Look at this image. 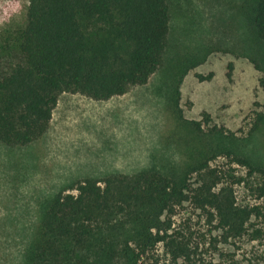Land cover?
<instances>
[{"label":"rangeland","instance_id":"obj_1","mask_svg":"<svg viewBox=\"0 0 264 264\" xmlns=\"http://www.w3.org/2000/svg\"><path fill=\"white\" fill-rule=\"evenodd\" d=\"M166 2L168 45L146 85L106 101L63 93L41 138L0 143V264H28L48 207L76 181L144 171L177 178L206 158L221 178L218 187L232 189L239 207L261 206L262 215L235 236L215 214L186 202L165 217V241L140 249L132 243L137 264H264V199L251 191L254 179L234 184L232 175L247 170L221 154L227 149L264 167V120L253 129L264 118V43L252 27L251 1ZM28 6L29 0H0V76L20 61ZM170 240L184 243L179 259Z\"/></svg>","mask_w":264,"mask_h":264},{"label":"trees","instance_id":"obj_2","mask_svg":"<svg viewBox=\"0 0 264 264\" xmlns=\"http://www.w3.org/2000/svg\"><path fill=\"white\" fill-rule=\"evenodd\" d=\"M250 1L252 27L264 43V0ZM169 31L166 0H29L18 33L20 61L0 76V143L24 146L41 138L63 93L106 101L146 85L163 64ZM263 120L259 115L253 129ZM221 154L247 170L232 175L234 184L254 179L249 187L257 200L264 199V167L227 149ZM209 161L177 178L144 171L76 181L48 207L28 264H137L132 243L140 249L165 241V217L186 202L242 235L262 207H239L232 189L218 187L221 178ZM167 243L179 259L184 243Z\"/></svg>","mask_w":264,"mask_h":264}]
</instances>
